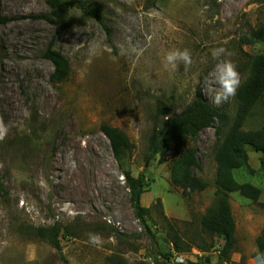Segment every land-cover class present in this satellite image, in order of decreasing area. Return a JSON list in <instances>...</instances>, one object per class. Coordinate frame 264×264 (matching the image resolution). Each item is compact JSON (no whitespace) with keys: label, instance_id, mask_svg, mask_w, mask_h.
I'll return each mask as SVG.
<instances>
[{"label":"rangeland","instance_id":"374dc122","mask_svg":"<svg viewBox=\"0 0 264 264\" xmlns=\"http://www.w3.org/2000/svg\"><path fill=\"white\" fill-rule=\"evenodd\" d=\"M72 1V25L62 29L39 18L51 13L47 0H0V18L8 19L0 23V122L7 129H0V264H63L62 257L70 264H224L222 240L200 236V219L215 202L217 124L189 143L197 149L194 173L209 183L200 193L175 187L171 158L147 159L148 142L164 118L157 99L180 113L200 88L206 101L235 117V97L211 102L216 88L209 74L218 63L212 49L227 50L221 59L236 65L243 83L246 55L264 54L262 42L242 44L264 24V0ZM82 3L98 5L102 20L85 16ZM92 41L101 49L90 57ZM49 47L70 63L64 83L51 82L54 67L44 57ZM177 49L191 52L187 70L164 66ZM103 124L129 137L133 149L123 159L115 158ZM263 125L264 97L243 129ZM248 153L255 173L238 170L236 179L263 193L258 203L231 195L238 240L231 264L264 257L256 246L264 230V170L260 153L250 147ZM123 171L145 177L146 226L135 215ZM54 225L80 227L77 236L61 239L60 252L34 233ZM171 227L186 241L204 238L214 246L205 252L194 247L191 259L165 258L173 251Z\"/></svg>","mask_w":264,"mask_h":264},{"label":"trees","instance_id":"16d2710c","mask_svg":"<svg viewBox=\"0 0 264 264\" xmlns=\"http://www.w3.org/2000/svg\"><path fill=\"white\" fill-rule=\"evenodd\" d=\"M47 4L51 13L41 15L40 19L57 24L62 29L72 25L70 12L76 6L72 0H47ZM79 8L85 16L98 21L102 20L98 5L82 3ZM6 21H8L7 18H0V23ZM262 36H264V24L245 35L242 38V44L254 45L260 42ZM246 56L248 58L246 68L249 70V74L246 80L240 84L235 96L237 112L233 119L226 107L213 106L206 101L200 88L196 92L194 100L180 113L171 112L164 100L157 99L158 112L164 118L148 142L147 159L153 160L159 157L160 162H164L167 157L171 158L170 175L175 187L181 188L184 192L200 193L209 187V183L195 175L194 169L199 165L197 149L189 143L196 140L205 129L212 128L217 124L215 127L217 141L214 150V159L217 164L215 202L200 219V236H205L212 242L215 238L222 240L219 249L220 261H229L232 258L238 242L237 223L230 195L239 193L242 197L258 203L263 193L262 189L250 182L240 183L236 179L238 170H245L251 175L255 173L250 164L248 147L260 153V168L264 170V125L257 130L243 129L246 120L264 97V54ZM44 57L54 67L50 78L51 82L60 84L67 81L71 74L68 59L52 47L47 49ZM230 124L224 139L220 140L225 128ZM101 131L109 140L117 160L123 159L133 149L129 137L121 129L103 124ZM123 176L130 192V202L135 215L142 225L146 226V217L150 216L151 209L142 204V195L147 186L145 177L140 175L135 178L130 171H123ZM0 190L4 191L1 182ZM77 228L80 227L54 225L49 228L34 229V233L37 238L46 241L52 248L60 252L62 250L61 239L77 236L80 231ZM171 232L173 251L164 255L165 258L173 257L175 254H190L194 247L200 252H205L214 246L212 242L208 245L204 238L200 239L201 244L192 239L186 241L174 227H171ZM256 246L259 251L264 252V230L257 237ZM191 258L190 256L188 259ZM62 261L63 264H70L65 257H62Z\"/></svg>","mask_w":264,"mask_h":264},{"label":"clouds","instance_id":"9594fccd","mask_svg":"<svg viewBox=\"0 0 264 264\" xmlns=\"http://www.w3.org/2000/svg\"><path fill=\"white\" fill-rule=\"evenodd\" d=\"M100 49V42L92 41L89 44L88 55L90 57L95 56L99 53ZM131 51L137 53V48L132 47ZM225 55H228L225 48L212 49V57L218 60V63L209 74L210 83L216 88V94L211 97V102L217 105L222 102H227L231 97H235L241 83L240 74L236 65L230 60L221 59V57ZM192 63L191 52L187 49L183 51L179 49L169 51L164 59L165 68L172 71L178 70V66L181 64L184 66L185 70H187ZM0 129L4 132L7 131V129L3 127L2 122H0ZM2 138L3 136L0 135V139ZM256 261L257 264H264V257L257 256Z\"/></svg>","mask_w":264,"mask_h":264},{"label":"built area","instance_id":"2783aa9c","mask_svg":"<svg viewBox=\"0 0 264 264\" xmlns=\"http://www.w3.org/2000/svg\"><path fill=\"white\" fill-rule=\"evenodd\" d=\"M194 252V251H193ZM197 254H200V252L199 253H197ZM218 254L220 255V250H218ZM175 256H181L182 257V259H188L190 256H191V254H182V255H177V254H175ZM223 263L224 264H231V263H229L228 261H223Z\"/></svg>","mask_w":264,"mask_h":264},{"label":"water","instance_id":"95a60500","mask_svg":"<svg viewBox=\"0 0 264 264\" xmlns=\"http://www.w3.org/2000/svg\"><path fill=\"white\" fill-rule=\"evenodd\" d=\"M260 42L264 43V36L260 37Z\"/></svg>","mask_w":264,"mask_h":264},{"label":"bare ground","instance_id":"6f19581e","mask_svg":"<svg viewBox=\"0 0 264 264\" xmlns=\"http://www.w3.org/2000/svg\"><path fill=\"white\" fill-rule=\"evenodd\" d=\"M80 196L85 195V192H79ZM84 197V196H83Z\"/></svg>","mask_w":264,"mask_h":264},{"label":"crops","instance_id":"0c3cea01","mask_svg":"<svg viewBox=\"0 0 264 264\" xmlns=\"http://www.w3.org/2000/svg\"><path fill=\"white\" fill-rule=\"evenodd\" d=\"M251 159V158H250ZM232 195V194H231ZM231 195H230V197H231ZM232 205V204H231ZM232 210H233V207H232ZM234 214V213H233ZM235 217V216H234Z\"/></svg>","mask_w":264,"mask_h":264}]
</instances>
